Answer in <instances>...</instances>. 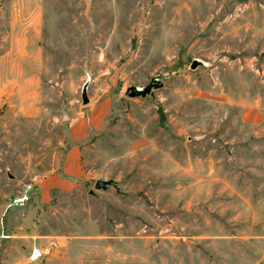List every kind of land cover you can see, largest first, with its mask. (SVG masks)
<instances>
[{
	"label": "rangeland",
	"instance_id": "obj_1",
	"mask_svg": "<svg viewBox=\"0 0 264 264\" xmlns=\"http://www.w3.org/2000/svg\"><path fill=\"white\" fill-rule=\"evenodd\" d=\"M21 39L38 93L0 89V264H264V0H0V57ZM86 81L112 109L80 188L7 207L61 168Z\"/></svg>",
	"mask_w": 264,
	"mask_h": 264
},
{
	"label": "crops",
	"instance_id": "obj_2",
	"mask_svg": "<svg viewBox=\"0 0 264 264\" xmlns=\"http://www.w3.org/2000/svg\"><path fill=\"white\" fill-rule=\"evenodd\" d=\"M27 43V39H21L19 47L12 46L10 50L6 51L4 56L0 57V62L4 61L6 57L9 59L7 62L2 63V65L4 64V67L7 68L8 78L0 80V89L2 95L6 97L10 95L14 87L18 85L21 86L23 84L31 86L32 91L28 94L29 98H26L30 101H34L37 99L38 93V80L34 72L29 70L30 73L27 75V72L23 70L12 75V70L15 69L14 67L18 64L23 66L24 69L30 63L28 57H31L33 53L29 51L30 45ZM35 53L36 56H38L39 50ZM18 92L21 93L19 87H17L16 93ZM111 109L112 104L109 98L100 99L93 103L91 102L83 110L82 116L77 117L70 123L66 131L69 145L64 153L61 168L41 177L35 184V187L32 188L35 190V193H37L36 198L41 203L48 202L52 192L71 193L80 188L84 176V142H86L89 137H93L102 132Z\"/></svg>",
	"mask_w": 264,
	"mask_h": 264
},
{
	"label": "water",
	"instance_id": "obj_3",
	"mask_svg": "<svg viewBox=\"0 0 264 264\" xmlns=\"http://www.w3.org/2000/svg\"><path fill=\"white\" fill-rule=\"evenodd\" d=\"M203 63L200 60L194 59L190 64L191 69H195L198 65H202ZM87 85L86 81L82 87L81 91V102L83 105L88 104L89 97L87 95ZM162 86V81L159 78V75L153 77L148 84L142 87H138L135 85L128 86L125 90V95L128 97H144L146 95H152L153 90L160 88ZM110 186L117 187V182L113 179H97L94 183L95 189L105 190ZM89 193H93L92 190H89Z\"/></svg>",
	"mask_w": 264,
	"mask_h": 264
},
{
	"label": "built area",
	"instance_id": "obj_4",
	"mask_svg": "<svg viewBox=\"0 0 264 264\" xmlns=\"http://www.w3.org/2000/svg\"><path fill=\"white\" fill-rule=\"evenodd\" d=\"M32 190V185L31 184H27L23 191L20 192L19 195L17 196H13L10 200V202L8 203L7 207H11V206H18V205H24L25 203H27L30 199V193ZM42 250L39 247L34 246L30 253H29V260L30 261H35L38 260L42 257Z\"/></svg>",
	"mask_w": 264,
	"mask_h": 264
},
{
	"label": "trees",
	"instance_id": "obj_5",
	"mask_svg": "<svg viewBox=\"0 0 264 264\" xmlns=\"http://www.w3.org/2000/svg\"><path fill=\"white\" fill-rule=\"evenodd\" d=\"M33 196H34V194L33 193H30V199H29L28 202H30V200H32Z\"/></svg>",
	"mask_w": 264,
	"mask_h": 264
}]
</instances>
